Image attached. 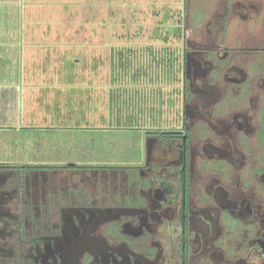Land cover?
<instances>
[{
	"label": "flooded vegetation",
	"instance_id": "1",
	"mask_svg": "<svg viewBox=\"0 0 264 264\" xmlns=\"http://www.w3.org/2000/svg\"><path fill=\"white\" fill-rule=\"evenodd\" d=\"M234 1L186 40L179 106L141 96L133 160L0 167V264H264V65L219 40Z\"/></svg>",
	"mask_w": 264,
	"mask_h": 264
},
{
	"label": "rangeland",
	"instance_id": "2",
	"mask_svg": "<svg viewBox=\"0 0 264 264\" xmlns=\"http://www.w3.org/2000/svg\"><path fill=\"white\" fill-rule=\"evenodd\" d=\"M224 1L0 0V28L9 24L11 31L17 29L16 24L34 25L37 31L23 35L48 56L49 63L40 69L46 67L49 77L56 78L14 86L26 97V117L37 114L55 118L59 114L67 119L70 115L72 123L76 122L72 128L51 130L55 137L48 135L47 129L39 134L33 129L10 131L0 126V160L28 162L30 156L37 160L45 157L44 162L56 164L49 170H60L56 167L60 164L90 167L133 160L142 136L134 118L139 103L144 102L141 96L152 98L156 91L163 103L173 97L172 106H179L176 98L186 40L211 39L204 26L215 15L223 14ZM240 1L247 3L252 14L263 10L264 0L234 3ZM256 20L253 27L251 21L244 23L232 15L228 36L219 40H224L229 49L255 48L264 65V10ZM4 34L0 32V36ZM44 43L50 46L46 51ZM31 70L39 69L32 66ZM170 72L171 78L167 75ZM52 100L61 106L57 111ZM32 105L36 111H31ZM4 114L0 112V121ZM164 114L168 121L169 115ZM19 136L27 138V143L20 144L16 139ZM40 141L45 143L41 148H46L42 153L33 149ZM21 167L12 166L23 172Z\"/></svg>",
	"mask_w": 264,
	"mask_h": 264
},
{
	"label": "crops",
	"instance_id": "3",
	"mask_svg": "<svg viewBox=\"0 0 264 264\" xmlns=\"http://www.w3.org/2000/svg\"><path fill=\"white\" fill-rule=\"evenodd\" d=\"M9 1V0H7ZM226 1V0H225ZM264 5L261 6L263 8ZM263 10L260 12H255L254 14H251V17L247 20H244V23H248V21H251L252 26L254 27L256 17L261 15L263 13ZM260 13V14H259ZM16 30H9V24H7L6 28H0V32H4L5 34L0 36L2 39H0V112H4L5 114L2 115L3 120L0 121V126L6 129H9L10 131L13 129H33L40 133H43L44 129L48 130V135H54V131L51 130L59 129V128H72L76 125L75 123H72V117L68 115L67 119L63 118V115L57 114V117L55 118L52 116L50 118H42L40 115L33 114V118H27L24 108L26 105V97L22 96L21 90L19 88H14V86L18 85V83L26 81L30 83L32 80L34 81H42L44 80H54L55 77H49L48 72L44 71V69H40L39 66H43L44 63H47V55H42L39 51H37L36 47L34 46L35 43L31 40L25 39L23 33L31 32V31H37V29H34L35 26H24V25H17L16 24ZM255 31L253 30L252 33ZM10 33V34H9ZM16 34V35H15ZM47 45V47H46ZM45 51L46 48H49L48 43H44ZM40 47V46H39ZM38 47V48H39ZM42 52V51H41ZM48 53V52H47ZM46 54V52H45ZM49 63V62H48ZM35 66V70L39 69L38 71H30L31 67ZM53 75V74H51ZM35 84L44 85V82ZM44 87V86H43ZM46 88L49 86H45ZM44 87V88H45ZM51 89V88H50ZM52 90H54L52 88ZM49 94H53L51 91ZM46 94V95H49ZM46 95H42L45 97ZM41 100V98H39ZM51 100V99H50ZM38 102V101H37ZM53 102V103H52ZM50 103L53 105V109H58L61 106L57 102V100H52ZM39 104V102H38ZM36 105V103H35ZM31 111H36V109L32 106H30ZM65 115V114H64ZM67 115V114H66ZM70 116V117H69ZM25 117V118H24ZM9 131V133H10ZM16 132V131H15ZM31 133V132H29ZM56 133V132H55ZM37 134V133H36ZM10 135V134H9ZM20 137V136H19ZM16 138L20 139L19 143H27V138ZM55 137V135H54ZM14 139V140H16ZM47 139V138H46ZM13 139H9V141H14ZM22 140V141H21ZM42 141V140H41ZM37 142L34 145V150H39V152L43 151L41 148L42 145L45 143ZM21 159V158H18ZM25 159V158H24ZM36 159L34 156H30V159H28V162H24L21 160L16 159H9V160H0V165L3 166H31L32 169L40 170L42 168H52L56 164H51L44 162L45 157L42 160H34ZM32 161V162H31ZM47 161V159H46ZM74 165H61L56 166L60 168H66V167H73Z\"/></svg>",
	"mask_w": 264,
	"mask_h": 264
},
{
	"label": "trees",
	"instance_id": "4",
	"mask_svg": "<svg viewBox=\"0 0 264 264\" xmlns=\"http://www.w3.org/2000/svg\"><path fill=\"white\" fill-rule=\"evenodd\" d=\"M76 166V165H75ZM0 167H3V165H0ZM77 167V166H76ZM33 167L31 166H25V167H21V169H32Z\"/></svg>",
	"mask_w": 264,
	"mask_h": 264
}]
</instances>
